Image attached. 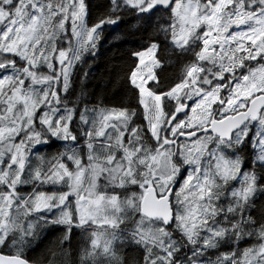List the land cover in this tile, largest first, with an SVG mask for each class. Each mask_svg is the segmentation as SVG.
<instances>
[{
  "label": "snow or ice",
  "instance_id": "1",
  "mask_svg": "<svg viewBox=\"0 0 264 264\" xmlns=\"http://www.w3.org/2000/svg\"><path fill=\"white\" fill-rule=\"evenodd\" d=\"M0 264H264V0H0Z\"/></svg>",
  "mask_w": 264,
  "mask_h": 264
},
{
  "label": "trees",
  "instance_id": "2",
  "mask_svg": "<svg viewBox=\"0 0 264 264\" xmlns=\"http://www.w3.org/2000/svg\"><path fill=\"white\" fill-rule=\"evenodd\" d=\"M134 45L121 46L119 43H109L107 40H102L95 62L90 69H87L92 78L81 81L77 77V82L73 85L75 91L79 93L83 89L89 94L92 103H99L96 100V95L102 96L103 103L100 106L119 107L121 103L127 104L130 101V93H126L121 87H113L111 81L116 78L119 67L123 66L128 57L123 50L124 47H133ZM119 49V50H117ZM130 62V61H129ZM172 69L169 68V73ZM74 98V97H73ZM55 151V149H52ZM30 191L29 188H26ZM63 225H51L41 230L39 238L32 241V246L27 249L29 255L39 254L45 249V246L56 245V242L61 238L64 232ZM89 233L82 232L80 229H75L71 236V242H64L63 247L69 251L83 246ZM57 249H58V245ZM126 253L131 249L126 248Z\"/></svg>",
  "mask_w": 264,
  "mask_h": 264
},
{
  "label": "rangeland",
  "instance_id": "3",
  "mask_svg": "<svg viewBox=\"0 0 264 264\" xmlns=\"http://www.w3.org/2000/svg\"><path fill=\"white\" fill-rule=\"evenodd\" d=\"M53 152H54V151H53ZM26 188H28V186H25V188H24V191H25V192H27ZM85 233H87V232H85Z\"/></svg>",
  "mask_w": 264,
  "mask_h": 264
}]
</instances>
